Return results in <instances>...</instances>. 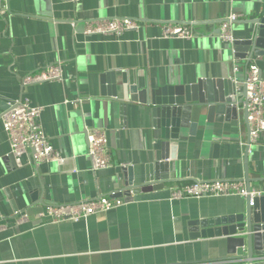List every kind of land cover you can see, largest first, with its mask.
I'll list each match as a JSON object with an SVG mask.
<instances>
[{
  "label": "crops",
  "instance_id": "1",
  "mask_svg": "<svg viewBox=\"0 0 264 264\" xmlns=\"http://www.w3.org/2000/svg\"><path fill=\"white\" fill-rule=\"evenodd\" d=\"M253 9L251 0H0V98L9 103L27 98L31 105L42 106L40 123L53 147L66 157L62 164L14 166L0 118V219L12 220L14 212L6 188L13 195L24 190L30 203V184L44 204L72 203L112 192L111 179L118 166L144 162L147 144L142 121L128 116L127 128L119 129L118 135L109 131L111 124L104 129L113 166L90 169L87 147L82 140L75 146L72 135L82 131L79 107L88 108L84 97L96 87L99 76L113 71L122 81L141 85L176 82L214 69L241 78L243 71L233 73L234 58L216 30L228 14L237 13L241 21L252 17ZM48 14L51 21L45 17ZM114 17L131 18L139 29L118 37L83 33L85 22ZM168 22L186 24L204 35L161 38V26ZM232 27L238 35L242 24ZM255 59L264 78V59ZM57 60L62 83L21 85L23 76ZM76 97L82 98L80 105L64 102ZM101 121L96 113L93 124L103 129ZM214 134L202 145L199 133L188 139L186 148L178 149L181 166L170 169L174 182L134 194L130 203L78 222L41 223L34 216L41 204L26 208L18 200L17 209H26L29 221L19 225L11 221L1 232L0 264H184L223 257L213 239L189 241L187 221L218 214L212 210L215 206L241 205L243 198L169 199L172 187L194 180L243 178L239 141L246 139V129L241 116L217 125ZM248 166L250 178H264V133L248 152ZM263 183L255 180L250 185Z\"/></svg>",
  "mask_w": 264,
  "mask_h": 264
},
{
  "label": "water",
  "instance_id": "2",
  "mask_svg": "<svg viewBox=\"0 0 264 264\" xmlns=\"http://www.w3.org/2000/svg\"><path fill=\"white\" fill-rule=\"evenodd\" d=\"M251 1L254 5L253 16L232 22L242 24L239 29L241 32L234 35L232 42H223L227 53L244 64L251 58L264 59V0ZM45 17L51 21L50 14ZM219 31L217 29L216 33ZM243 78L209 69L176 82L153 84L145 81L137 85L122 81L113 71L102 73L96 87L84 97L88 108L82 110V105L79 107L83 128L73 133V144L78 146L79 140H82L88 147L85 125L99 128L93 124L96 113L102 116L100 124L103 129L111 124L112 130L109 131H114L116 135L119 129L127 128L128 116L141 120L147 144L145 160L118 166L119 170L111 179L114 188L109 194L114 197H132L134 194L162 189L164 184L175 181L170 176V169L177 171L181 166L178 149L186 148L189 138L196 139L200 133V143L203 145L215 136L217 125L237 120L241 116L246 129L245 142L249 144ZM11 106V103L0 98V118ZM86 120L90 123L86 124ZM218 147L217 142L213 144L215 150ZM248 147L243 149L244 175L241 179L247 190L251 188L252 181H264L262 177H249ZM3 160L6 161L7 157ZM27 188L30 203L24 190L16 195L9 188L4 190L13 211L17 210L18 200L23 201L26 208L35 202L44 205L37 189L31 188L30 184H27ZM212 210L218 214L187 221V239L195 241L210 238L223 257H240L241 262L238 264H264L257 259L264 255V196L255 197L252 205L246 196L241 205L226 203Z\"/></svg>",
  "mask_w": 264,
  "mask_h": 264
},
{
  "label": "built area",
  "instance_id": "3",
  "mask_svg": "<svg viewBox=\"0 0 264 264\" xmlns=\"http://www.w3.org/2000/svg\"><path fill=\"white\" fill-rule=\"evenodd\" d=\"M76 2L77 0H70ZM264 16V13H263ZM237 13H230L221 22L218 38L221 42H232L235 39L232 22L237 20ZM139 25L135 20L128 17H114L111 19L91 20L85 22L83 33L85 35L102 34L120 36L127 30H138ZM196 32L186 24L164 23L161 26V38L191 39ZM233 73L243 71V83L246 88V108L248 124V140L239 141L241 150L245 146L248 152L252 146L257 144L260 136L264 133V78L259 76V67L256 59L251 58L244 64L243 61L234 59ZM42 81H57L62 83L63 72L60 60L41 68L40 70L26 74L21 78V85ZM72 105H80L81 97L69 101ZM1 116L2 128L7 136L9 145L8 156L14 166L22 167L24 164L38 166L43 162H56L62 164L66 157L62 156L50 143L39 117L42 106H33L27 98H22L14 103ZM87 132L88 147L87 156L90 160V169L97 171L111 168V156L108 146V138L104 129L85 125ZM26 157V160L24 159ZM239 196L249 197V204L252 205L255 197L264 196V183L259 187L246 189L243 180H194L181 186L170 189L169 199H188L203 197ZM132 201L131 197H114L103 194L91 199H82L65 204H44L36 211L35 215L41 223H61L65 221L78 222L88 216L104 213L126 205ZM12 220L0 219V234L5 231L12 221L19 225L29 221L30 214L26 209L16 210L12 214ZM264 262V255L257 258ZM240 257H221L214 260L189 262L184 264H238Z\"/></svg>",
  "mask_w": 264,
  "mask_h": 264
}]
</instances>
